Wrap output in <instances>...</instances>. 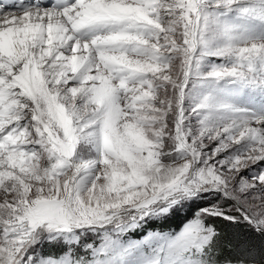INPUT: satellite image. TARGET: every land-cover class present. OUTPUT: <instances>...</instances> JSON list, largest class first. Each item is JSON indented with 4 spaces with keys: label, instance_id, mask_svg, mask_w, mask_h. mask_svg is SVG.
<instances>
[{
    "label": "snow or ice",
    "instance_id": "1",
    "mask_svg": "<svg viewBox=\"0 0 264 264\" xmlns=\"http://www.w3.org/2000/svg\"><path fill=\"white\" fill-rule=\"evenodd\" d=\"M0 264H264V0L0 4Z\"/></svg>",
    "mask_w": 264,
    "mask_h": 264
},
{
    "label": "bare ground",
    "instance_id": "2",
    "mask_svg": "<svg viewBox=\"0 0 264 264\" xmlns=\"http://www.w3.org/2000/svg\"><path fill=\"white\" fill-rule=\"evenodd\" d=\"M7 3V0H1L0 1V4H6Z\"/></svg>",
    "mask_w": 264,
    "mask_h": 264
}]
</instances>
